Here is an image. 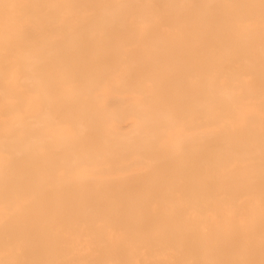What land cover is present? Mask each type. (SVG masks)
Instances as JSON below:
<instances>
[{
    "label": "bare ground",
    "instance_id": "1",
    "mask_svg": "<svg viewBox=\"0 0 264 264\" xmlns=\"http://www.w3.org/2000/svg\"><path fill=\"white\" fill-rule=\"evenodd\" d=\"M0 264H264V0H0Z\"/></svg>",
    "mask_w": 264,
    "mask_h": 264
}]
</instances>
